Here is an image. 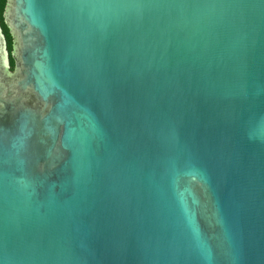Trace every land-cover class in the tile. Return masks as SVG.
I'll return each instance as SVG.
<instances>
[{
  "label": "water",
  "instance_id": "water-1",
  "mask_svg": "<svg viewBox=\"0 0 264 264\" xmlns=\"http://www.w3.org/2000/svg\"><path fill=\"white\" fill-rule=\"evenodd\" d=\"M3 22L0 264H264V0Z\"/></svg>",
  "mask_w": 264,
  "mask_h": 264
},
{
  "label": "trees",
  "instance_id": "trees-1",
  "mask_svg": "<svg viewBox=\"0 0 264 264\" xmlns=\"http://www.w3.org/2000/svg\"><path fill=\"white\" fill-rule=\"evenodd\" d=\"M5 7H6V0H0V27H1L2 33H3L5 41H6L7 51H8V53H11L12 38H11V35L9 34V31H8L6 25L3 22V13L5 11ZM13 66H14L13 61H12V59H10L11 70L13 69Z\"/></svg>",
  "mask_w": 264,
  "mask_h": 264
}]
</instances>
